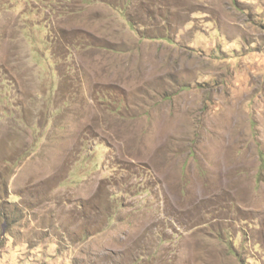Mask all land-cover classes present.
Segmentation results:
<instances>
[{
  "label": "rangeland",
  "instance_id": "obj_1",
  "mask_svg": "<svg viewBox=\"0 0 264 264\" xmlns=\"http://www.w3.org/2000/svg\"><path fill=\"white\" fill-rule=\"evenodd\" d=\"M0 0V264H264V0Z\"/></svg>",
  "mask_w": 264,
  "mask_h": 264
},
{
  "label": "trees",
  "instance_id": "obj_2",
  "mask_svg": "<svg viewBox=\"0 0 264 264\" xmlns=\"http://www.w3.org/2000/svg\"><path fill=\"white\" fill-rule=\"evenodd\" d=\"M87 2H89V3H90V2H93V1H91V0H87Z\"/></svg>",
  "mask_w": 264,
  "mask_h": 264
}]
</instances>
